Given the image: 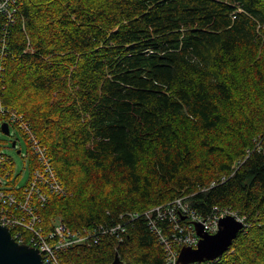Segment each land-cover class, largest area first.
Instances as JSON below:
<instances>
[{
  "label": "trees",
  "instance_id": "obj_1",
  "mask_svg": "<svg viewBox=\"0 0 264 264\" xmlns=\"http://www.w3.org/2000/svg\"><path fill=\"white\" fill-rule=\"evenodd\" d=\"M16 8L6 36L0 13L6 97L20 87L44 95L13 105L70 190L51 196L46 224L60 217L99 234L64 262L112 264L118 254L121 264H167L145 215L103 233L127 212L191 194L201 215L231 207L247 223L206 264H264V0H20ZM25 164L39 165L33 152Z\"/></svg>",
  "mask_w": 264,
  "mask_h": 264
},
{
  "label": "built area",
  "instance_id": "obj_2",
  "mask_svg": "<svg viewBox=\"0 0 264 264\" xmlns=\"http://www.w3.org/2000/svg\"><path fill=\"white\" fill-rule=\"evenodd\" d=\"M19 1L0 0V13L14 22L16 16L13 11L18 13L19 10L16 7ZM28 45L31 46L30 40ZM0 76L2 75L0 74ZM4 117L5 119H2ZM0 120L9 123L10 126L19 125L24 130L27 143L30 146L32 142L29 140L32 138L28 132L31 130V126L29 123H22L25 120L23 116L19 115L17 111H0ZM35 152L37 151L35 150ZM40 153L42 155L46 153V149L41 144ZM37 154L39 165L35 166L31 172L28 171L26 183L19 190H16L11 186L13 181L10 178L11 174L16 179L23 180L26 172L23 171L21 175H18V172L13 168L12 157L6 153L0 143V224L8 226L11 232H14L13 236L19 243H27L38 248L45 264H66L59 258L61 249L74 243L85 242L91 236L97 242L99 234L93 231L89 235H84L86 229H72L62 219L59 222L56 221L54 228L48 233L43 231L41 226L43 222L42 211L52 195H66L67 187L60 180L53 160L51 158L43 160L38 152ZM225 179L226 177H223L222 181ZM140 214L145 215L149 226L164 245L167 264L177 263L180 254L177 248L181 244L191 247L198 245L200 236L197 233L196 223L203 226L204 232L215 234L220 229L222 218L232 216L240 222L245 219L243 215L231 207H215L210 214L201 215L193 208L189 199L184 196L170 203L160 204L151 210H145L143 213L127 212L126 216L130 222L139 217ZM123 218L124 213L119 216V219ZM165 222L171 224V230H165ZM123 226V223H118L104 233L118 234L119 230L124 232L126 228ZM179 230L184 233L179 235Z\"/></svg>",
  "mask_w": 264,
  "mask_h": 264
},
{
  "label": "water",
  "instance_id": "obj_3",
  "mask_svg": "<svg viewBox=\"0 0 264 264\" xmlns=\"http://www.w3.org/2000/svg\"><path fill=\"white\" fill-rule=\"evenodd\" d=\"M4 131L9 133V127L4 124ZM14 142V146H15ZM243 224L232 216L220 220V229L215 234L205 233L203 226L196 223L200 241L197 247L185 246L179 255V264L215 260L222 256L233 244ZM0 264H45L40 251L25 243H19L10 229L0 224ZM112 264H121L119 255Z\"/></svg>",
  "mask_w": 264,
  "mask_h": 264
},
{
  "label": "rangeland",
  "instance_id": "obj_4",
  "mask_svg": "<svg viewBox=\"0 0 264 264\" xmlns=\"http://www.w3.org/2000/svg\"><path fill=\"white\" fill-rule=\"evenodd\" d=\"M13 13L15 14V16L18 18V16H19V14L17 13V11L15 12V11H13ZM9 21H11L10 20V18L9 17H6V19L4 20V22H5V24L7 25V26H5V27H3L4 29H2L3 30V33H4V36H6V27H8V22ZM28 49H30V47H28ZM4 61H3V59H1V62H0V74L3 76L4 74H5V70H4ZM2 76H0V79L2 78ZM4 79V78H3ZM3 81H5V80H3ZM5 84H6V82H5ZM6 86H7V84H6ZM18 87V86H17ZM21 89V87L20 88H17V90L16 91H20V94H18V96H19V98H18V100H17V102H14V99L16 98V97H18V96H14V98H7L6 96L4 97V99H3V101H2V103H0V109H2V110H6L7 112H13V111H17V113L19 114V111L17 110V108H16V106H18V108L20 109V107H19V105H22V104H33L36 100H38L39 98H44V95H38V94H36L35 93V91L32 89V90H29V89H25V88H23L22 87V89H24L23 91L22 90H20ZM7 91V90H6ZM15 91V92H16ZM53 94L54 95H56L57 94V92L56 91H53ZM13 104H15L16 106H12ZM8 107H10V110L8 111L7 110V108ZM2 119H5V117L4 118H2ZM25 119H26V117H25ZM2 120H0V143L2 144V146H3V148H4V150L6 151V153L7 154H9V155H11L13 158H14V160H15V162H16V165H17V171H18V175H21L20 174V171L22 170V169H24L25 170V172L27 173L28 172V170L25 168V166H26V164H25V161H24V159H23V156L25 155V154H28V156H29V154H30V151H31V148H27V145H26V141H25V139H24V137H23V133L19 130V127H18V125L17 124H13V125H11V128H12V133H11V135L9 136V135H7V134H5L3 131H2V122H1ZM28 135L33 139V140H36L39 144H41L42 145V147L43 148H45L46 149V152H48L49 153V149H48V147H46L45 145H43V142L41 141V139H40V137L38 136V134H37V132H36V130H35V128L33 127V125H32V123H31V130L28 132ZM18 138V148H22L23 149V153L22 154H19L18 152H17V149L15 150L14 149V146H12L14 143H12V140H16ZM32 139H30L29 141L30 142H32ZM254 146H256V147H260V145H261V140L259 139V138H255V140H254ZM249 150H248V152L250 153L251 151V147L250 148H248ZM49 158H51L52 159V157L50 156ZM244 158H245V156L243 157V158H240L239 159V161L237 160V162H238V164H236L235 166V169L234 170H236L237 169V167L238 166H240V164L243 162V160H244ZM247 158V157H246ZM40 167V166H39ZM10 178L13 180L12 182H11V186L14 188V189H16V190H19V188H21L26 182H25V180H20V179H16L15 178V176H13L12 174H11V176H10ZM209 188H211V186H205L204 188H203V190H206V191H208L209 190ZM200 190V189H199ZM60 196H63V195H60ZM184 197H187L188 199L189 198H191V194H189V195H187V196H184ZM49 202H50V200H49ZM49 202L46 204V206L49 204ZM156 206H158V205H156ZM155 206H153L152 208H154ZM46 208V207H45ZM44 211V210H43ZM43 211H42V213H41V216H42V218H43V222L41 223V226H42V229H43V231L45 232V233H48L50 230H52L53 228H54V225H55V222L56 221H60L62 218H58V219H55L53 222H54V225H53V227L51 228V229H48V226H47V224H46V221H45V217H44V215H43ZM245 217V216H244ZM8 227V226H7ZM9 228V227H8ZM184 232H182V230H179V235H181V234H183ZM157 238H158V236H157ZM158 240H159V238H158ZM161 245H162V247L164 248V245L160 242V240L158 241ZM71 246L72 245H69L68 247H65V248H63V249H61L60 250V252H59V258H60V260L62 261V262H64V258H63V253H66V251H68L70 248H71ZM184 246H183V244H181L178 248H177V250L178 251H181V249L183 248ZM38 249V248H37ZM39 250V249H38ZM180 255V254H179ZM206 261V260H205ZM190 264V263H189Z\"/></svg>",
  "mask_w": 264,
  "mask_h": 264
},
{
  "label": "bare ground",
  "instance_id": "obj_5",
  "mask_svg": "<svg viewBox=\"0 0 264 264\" xmlns=\"http://www.w3.org/2000/svg\"><path fill=\"white\" fill-rule=\"evenodd\" d=\"M2 1V0H1ZM8 22V21H7ZM11 21H9L8 22V24L10 23ZM5 26H7L6 24H5ZM4 26V27H5ZM4 45H5V43H3V47H4ZM4 79H3V77L0 79V103H2V101H3V99H4V97L6 96V90H7V86H6V84H5V81H3ZM7 110L9 111L10 110V107H8L7 108ZM0 111H6V110H2V109H0ZM19 115H21V116H23V118L25 119V115L22 113V112H20L19 111ZM23 124H27V123H29L30 124V126H31V122H30V120L28 119V118H26L23 122H22ZM18 127H19V130L25 135V132H24V130H22L21 128H20V126L18 125ZM30 147H31V150H32V152H33V154L35 155V157L37 158V160L39 161V156H38V154H37V152L42 156V158H43V160H45V159H47V158H49L51 155H50V153H48V152H46V153H43V155L40 153V144L36 141V140H33L32 141V143H30ZM35 150L37 151V152H35ZM19 174V173H18ZM61 180V179H60ZM62 181V180H61ZM64 184V183H63ZM65 185V184H64ZM214 185V182L213 183H211V187ZM68 194H70V190L67 188V190H66V195H68ZM65 195V196H66ZM156 207V206H155ZM152 208H150V209H148V210H151ZM129 223V220H128V218H126V220L123 222V224L124 225H126V224H128ZM241 223L243 224V227H242V229L244 230L245 229V227L247 226V223L245 222V220H243V221H241ZM127 228V227H126ZM242 229L240 230V231H242ZM239 231V232H240ZM91 232H93V230L92 229H90V228H88V229H86V231H85V233H84V235H89ZM103 234H105V233H103ZM239 234V233H238ZM237 238V237H236ZM72 240V239H71ZM98 240H99V235H98ZM73 241V240H72ZM94 237H89V239L87 240V241H85V242H80V243H74V244H72V246H71V248L70 249H72V248H74V247H76V246H79V245H82V246H85V245H91V244H93L94 243ZM234 242V241H233ZM25 244H27V243H25ZM30 245V244H29ZM232 246V245H231ZM230 246V247H231ZM67 252V251H66ZM220 257H218L217 259H219ZM217 259H215V260H217ZM212 261H214V260H206V261H203V262H193V263H190V264H206L207 262H212ZM176 264H179V259L177 260V263Z\"/></svg>",
  "mask_w": 264,
  "mask_h": 264
}]
</instances>
